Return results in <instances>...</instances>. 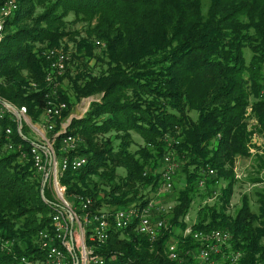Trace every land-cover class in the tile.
Wrapping results in <instances>:
<instances>
[{
  "label": "trees",
  "instance_id": "obj_1",
  "mask_svg": "<svg viewBox=\"0 0 264 264\" xmlns=\"http://www.w3.org/2000/svg\"><path fill=\"white\" fill-rule=\"evenodd\" d=\"M16 1L0 38V100L25 106L31 121L41 122L51 90L43 51L64 38L73 47L60 48L67 60L57 90L67 108L55 120L67 118L82 98L97 97L65 132L78 138L71 154L86 158L60 177L77 212L76 195L91 198L90 214L144 206L162 186L164 155L179 162L181 187L162 214L168 227L150 241L137 232L136 220L122 229L111 226L106 241L93 243L105 264H196L199 242L182 236L188 227L231 234L205 264H264V187L253 189L256 211L247 194L229 210L235 158L255 155L264 167L260 145L251 142L255 132L264 137V0ZM69 16L84 35L67 29ZM0 122L13 128V148L0 141V238L12 241L9 252L0 250V264H20L21 255L41 257L36 236L51 227L54 208L47 184L40 194L25 126L19 135L7 116ZM65 134L56 137L59 154ZM195 200L201 201L197 219L188 224ZM171 241L180 254L175 260L167 253Z\"/></svg>",
  "mask_w": 264,
  "mask_h": 264
},
{
  "label": "built area",
  "instance_id": "obj_2",
  "mask_svg": "<svg viewBox=\"0 0 264 264\" xmlns=\"http://www.w3.org/2000/svg\"><path fill=\"white\" fill-rule=\"evenodd\" d=\"M17 9L16 0H5L0 5V38L2 33L3 21L13 14ZM45 57L49 60V68L45 75V80L51 86L47 93V102L43 111L41 122H32L27 114L25 106H15L7 101L0 100V120L8 117L14 124L15 130L19 135L22 134V128L25 124L31 128L35 134L31 142L30 155L33 167L40 174L42 182L51 190L50 205L54 208L51 214L50 228L40 229L36 236V242L41 257H29L21 255L20 264H105L104 258L94 251L93 243H103L108 238V231L113 226L117 229L128 227L136 220L137 232L145 235L150 241H154L162 229L168 227L167 221L162 217L171 206L166 208L157 206L148 202L146 206H130L119 208L114 213L107 210H98L90 214L89 209L92 205L90 197L74 196L77 200L80 213L73 205V201L66 196V188L60 182V177L67 169L77 170L85 162L86 158L79 154H71L78 146V138L71 134H65L68 122H61L59 129L55 132L57 125L55 118H61L62 112L67 108L66 102L59 99L56 95L59 83L57 78L63 74L67 55L60 48H46L43 51ZM85 110L87 108H84ZM248 107L247 112L249 113ZM13 128L4 126L0 122V141L4 140L7 149L13 148L11 135ZM59 134H65L61 137L59 144V154L56 150V137ZM251 142L260 145L257 142L255 134ZM250 147V152L256 151ZM163 163L166 165L162 171V186L164 191L172 189V177L174 164L171 156L164 155ZM208 173L214 175L213 169ZM202 184V181L199 183ZM43 197V195H42ZM191 234L193 239L199 242L195 254L201 260L207 261L211 253H216L222 245L228 243L231 235L226 230L211 231H191L188 227L182 232V236ZM11 240L0 238V250L10 251ZM168 257L172 260L180 258L176 249V244L170 242L167 246ZM239 256L237 253L235 258Z\"/></svg>",
  "mask_w": 264,
  "mask_h": 264
},
{
  "label": "rangeland",
  "instance_id": "obj_3",
  "mask_svg": "<svg viewBox=\"0 0 264 264\" xmlns=\"http://www.w3.org/2000/svg\"><path fill=\"white\" fill-rule=\"evenodd\" d=\"M67 19H68V21H70L69 23H67V29H69L71 31H73V30L80 31V34L84 35V33L82 31L83 25L81 23L73 22V20H72L73 16H69ZM61 44L62 45L58 46V48H63L62 46L66 45L67 50L69 52L72 51L73 46L71 45V42H69L67 38H64ZM95 44L97 46V50H100V48L102 47L101 42L95 41ZM246 52H247V50H246ZM90 63L93 64L94 61L91 60ZM64 83L66 84L67 80H64ZM56 95L59 96L58 90H57ZM96 98L97 97H95V96H89V97L82 98L79 102H77L74 106H72L71 112L67 118L58 119L59 120L58 122L55 120V123L57 124V126H59L61 122H68L71 120L72 117H80L85 112L84 108H88L89 103ZM249 123L253 126L256 125V122L253 119H250ZM24 129L26 130V134L28 135V137H30L31 139H34L36 137L35 134L33 133V131L31 130V128L29 126H27L26 124H25ZM133 136H134V139L138 141V143H141V140L137 137V135L133 134ZM255 137L257 138V142L260 143V146L256 147V148L259 149V154L262 155V153L264 154V137L257 132H255ZM78 145H79V142H78ZM136 147H137V145L134 144L131 146V149H135ZM256 148H252V149L254 150ZM256 151H253L251 153L253 154ZM261 151H262V153H261ZM171 161H172V164H174V169H173V179H174L173 185H174V188H172L170 191H164L161 188H159L156 192L149 194V198H150L149 202H152L153 204H155L157 206H163L165 208L168 205L172 206L175 203V197H176V193H177L176 191L181 187V183H182V176L176 175V173L179 169V166H178L179 162L176 159H174L173 157H171ZM259 164H260V162H258L255 155L248 156V157L237 156L235 158L232 171H233V174H234L236 181L234 184L233 193H232L231 198H230V206H229L230 212L236 210L239 207L240 201H241L244 194L248 195V200L251 204V208L253 211H256L257 202H256L255 196L253 195V189L264 187V181L263 182H256V183L251 182L250 177H255V176L261 177V178L264 177V167L261 168L259 166ZM164 167H166V165L162 162L160 169L162 170V169H164ZM121 171H122V169H118L119 173H121ZM223 186H224L223 182L218 183L216 185L217 192ZM47 188L51 194V190L49 189L48 186H47ZM213 200L214 199H209V200H207V203H212ZM204 202H206V201H204ZM146 205H144V206H146ZM200 205H201V201L199 202V201L195 200L192 203L191 208L188 212V215L185 218L186 222L188 224H191L192 222L196 221L197 209ZM131 206L142 207V206L135 205V204H133ZM224 245H226V244H224ZM191 253H193V252L189 251V254H191ZM193 254L194 255L192 257L194 259V263L205 264V261L201 260L198 257L197 253L196 254L193 253ZM210 260L212 261V259H210Z\"/></svg>",
  "mask_w": 264,
  "mask_h": 264
},
{
  "label": "water",
  "instance_id": "obj_4",
  "mask_svg": "<svg viewBox=\"0 0 264 264\" xmlns=\"http://www.w3.org/2000/svg\"><path fill=\"white\" fill-rule=\"evenodd\" d=\"M45 185V180L42 182V185H41V190H40V194L41 196L43 195V187Z\"/></svg>",
  "mask_w": 264,
  "mask_h": 264
}]
</instances>
